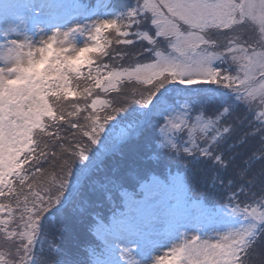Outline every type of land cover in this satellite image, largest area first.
<instances>
[{
    "label": "snow or ice",
    "instance_id": "snow-or-ice-1",
    "mask_svg": "<svg viewBox=\"0 0 264 264\" xmlns=\"http://www.w3.org/2000/svg\"><path fill=\"white\" fill-rule=\"evenodd\" d=\"M258 246L264 0H0V264H253Z\"/></svg>",
    "mask_w": 264,
    "mask_h": 264
},
{
    "label": "trees",
    "instance_id": "trees-1",
    "mask_svg": "<svg viewBox=\"0 0 264 264\" xmlns=\"http://www.w3.org/2000/svg\"><path fill=\"white\" fill-rule=\"evenodd\" d=\"M186 139V136H185ZM126 151L129 153L135 151V146L134 144H129L126 146ZM151 166L154 171L157 172V174L161 172H165V164L164 163H156L155 161L150 162ZM201 192H203V189L200 190L197 194L199 195ZM102 211L105 214H110L111 213V207L106 206L105 208L102 209ZM56 224L53 222V231L55 230ZM87 237L86 229L84 228V225L80 223L78 219L73 218L71 221V230L66 235L63 239L68 247L74 248L77 244H80L82 241H84ZM59 239V238H57ZM48 240H52V236L48 237ZM253 264H264V248L257 247L256 252L254 253L252 257Z\"/></svg>",
    "mask_w": 264,
    "mask_h": 264
}]
</instances>
